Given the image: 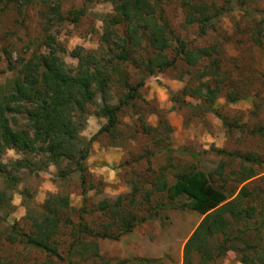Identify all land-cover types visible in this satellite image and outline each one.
<instances>
[{"label": "rangeland", "instance_id": "374dc122", "mask_svg": "<svg viewBox=\"0 0 264 264\" xmlns=\"http://www.w3.org/2000/svg\"><path fill=\"white\" fill-rule=\"evenodd\" d=\"M184 1L213 5L219 10L226 0H171L164 4L167 21L176 37L190 42L194 48H216L213 58L218 60L219 76L207 75L212 68L211 59L202 60L197 67L178 61L174 67L147 76L138 91L140 98L134 106L120 110L117 127L110 135L98 134L107 121L96 117L94 107L89 106L80 132L86 142L90 141L85 183L71 170L64 177L57 176L60 169L68 168L64 160L44 165L41 157L29 158L31 168L16 173L19 181L8 203L11 211L7 221H3L4 214L0 212V262L184 264V246L203 215L183 207L184 198L170 201L156 185L163 179L171 184L176 173L190 166L205 172L215 187L224 190L227 201L243 186L259 192L264 200V138L250 134L259 127L264 134V0H237L234 9L213 22L203 36L199 35L198 24L186 26ZM116 2L34 0L22 7L3 4L0 92L10 90L21 60L46 53L48 45L70 69L78 64L72 52L99 54L103 21L113 14ZM55 5L59 6L62 20L47 24L46 14ZM75 11H83V15L73 22L71 13ZM123 31V27H117L119 34ZM143 48L144 43L136 54L139 61L146 55ZM123 69L135 85L138 70L128 64ZM202 82L220 89L212 105L219 116L197 109L206 105L193 93ZM121 93L120 87L112 86L110 103L116 104ZM95 101L100 103L98 94ZM15 117L17 121L11 123L14 130L25 126L23 115ZM219 149L233 154V158L217 155ZM244 154L253 155L258 163L247 165L255 176L238 183ZM20 159L22 156L14 150H6L0 156V161L8 166ZM56 195L68 200L59 212V233L54 237L57 255H47L29 248L19 238L11 242L4 236L9 223H15L21 233H32L34 218L48 198ZM103 203L109 208L102 212ZM169 205L177 208L171 209ZM132 218L146 220L136 222L130 231L122 233L120 221ZM252 222L255 224L257 220ZM80 224L88 230L82 231ZM103 234L105 238L97 237ZM9 237L17 236L10 233ZM254 237L250 235V239ZM238 260L235 252L228 251L210 264H241Z\"/></svg>", "mask_w": 264, "mask_h": 264}, {"label": "trees", "instance_id": "16d2710c", "mask_svg": "<svg viewBox=\"0 0 264 264\" xmlns=\"http://www.w3.org/2000/svg\"><path fill=\"white\" fill-rule=\"evenodd\" d=\"M170 1L118 0L114 4L113 14L103 21L101 52H72L78 61L74 69L68 68L59 53L49 48L50 45L46 53L33 54L28 60L20 61L18 76L10 83V90L0 92V156L6 150H14L22 156V159L9 166L0 161V212L4 214L3 221H7L11 211L8 203L19 181L16 173L31 168L29 158L32 156L41 157L44 165H55L64 160L68 168L60 169L57 176L64 177L71 170L80 176L81 183H85V161L89 155L90 141L86 142L80 132L89 106L94 107L96 117L107 121L98 134L105 132L110 135L117 127L120 110L134 106L133 103L140 98L138 91L147 76L174 67L178 61L189 67H197L204 59L212 60V68L207 75L210 74L212 78L219 76L218 60L213 58L217 53L214 46L194 48L190 42L174 35L164 9V4ZM33 2L0 0V12L3 4L14 3L22 7ZM183 3L186 8V26L198 24L199 35L203 36L213 22L234 9L237 0H226L225 6L219 10L213 5H199L191 1ZM46 15L49 17L47 24L62 20L58 5ZM71 15L73 22H76L83 11H75ZM117 27L124 28L123 34L117 32ZM143 43L146 55L140 57L139 61L136 54ZM7 62L9 70H12L10 60ZM125 64L138 70L135 85L130 83L128 72L123 69ZM115 85L123 93L116 104H111L110 90ZM219 92L218 87L211 88L206 82L200 83L193 93L206 105L197 106V109L219 116L212 108ZM97 94L100 103L95 101ZM16 115L24 116L25 126L14 130L11 123L17 121ZM144 130L148 132L149 129ZM250 134L264 138L262 127L250 131ZM216 154L233 158V154L221 149ZM257 163L253 155L244 154L237 182L244 183L254 177L255 173L248 170L247 165ZM170 168L173 169L172 166ZM156 187L158 191L165 192L170 201L186 199L183 207L203 215L184 246V264L214 263L228 251L235 252L241 264H264V200L259 192L256 194L249 186H243L232 200L227 201L224 190L215 187L205 172L194 166L176 173L171 184L163 179L158 181ZM67 203V198L50 196L34 218L32 233H21L15 223H9L3 232L4 236H8L11 242L19 238L29 248L47 255H57L54 237L59 233V212ZM168 207L177 208L174 205ZM108 208L107 203L100 207L102 212ZM145 220H121V232H128L136 222ZM253 220L257 222L254 224ZM79 226L82 231L88 230L83 224ZM10 233L17 237L10 238ZM251 234L255 235L253 239H250ZM97 237L105 238L106 235ZM67 264H71L70 261Z\"/></svg>", "mask_w": 264, "mask_h": 264}]
</instances>
